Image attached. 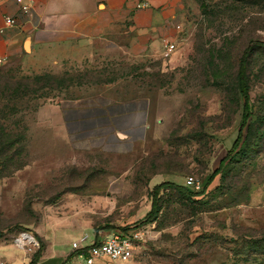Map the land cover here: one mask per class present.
<instances>
[{
    "label": "rangeland",
    "instance_id": "rangeland-1",
    "mask_svg": "<svg viewBox=\"0 0 264 264\" xmlns=\"http://www.w3.org/2000/svg\"><path fill=\"white\" fill-rule=\"evenodd\" d=\"M181 7L183 34L158 58L120 56L80 69L0 66L6 264H34L46 252H64L71 264L70 242L81 234L119 230L142 237L131 258L110 264H264V0H181ZM246 46L245 141L208 181L240 122L236 70ZM104 85L118 99H145V126L123 138L69 128L64 117L80 103L72 97ZM161 182L192 195L162 187L148 221ZM20 232L36 241L27 253L12 243Z\"/></svg>",
    "mask_w": 264,
    "mask_h": 264
},
{
    "label": "crops",
    "instance_id": "crops-1",
    "mask_svg": "<svg viewBox=\"0 0 264 264\" xmlns=\"http://www.w3.org/2000/svg\"><path fill=\"white\" fill-rule=\"evenodd\" d=\"M181 9V0H0V55L6 58L4 64L17 62L34 70L61 65L80 69L83 64L120 56L131 61L158 58L165 42L175 44L183 34ZM5 16L13 18L15 24L4 26ZM112 95L109 85L84 95L81 88L72 97L80 103L64 122L78 133L106 131L119 138L145 126L141 105L145 99L124 100ZM67 255L46 252L34 264L55 257L59 259L52 264L61 260L69 264Z\"/></svg>",
    "mask_w": 264,
    "mask_h": 264
},
{
    "label": "built area",
    "instance_id": "built-area-1",
    "mask_svg": "<svg viewBox=\"0 0 264 264\" xmlns=\"http://www.w3.org/2000/svg\"><path fill=\"white\" fill-rule=\"evenodd\" d=\"M14 24L13 18L3 17L4 26H13ZM174 45L173 42H165L163 44L166 52H171L174 49ZM5 59L4 56L0 55V66L4 64ZM192 182L193 180L190 177L185 179V184L187 185H192ZM27 234L29 235L28 232H20L12 239L14 247L21 249L24 253H27L30 246L36 245V242L33 244V242L26 241L25 235ZM141 237L142 233L138 230L123 234L110 231L97 241H89L85 234H81L77 241L70 242V248L74 252L73 256L77 260L74 264H98L102 261L124 262L132 257L133 251ZM0 264H6V262L0 259Z\"/></svg>",
    "mask_w": 264,
    "mask_h": 264
},
{
    "label": "trees",
    "instance_id": "trees-1",
    "mask_svg": "<svg viewBox=\"0 0 264 264\" xmlns=\"http://www.w3.org/2000/svg\"><path fill=\"white\" fill-rule=\"evenodd\" d=\"M260 45L264 46L263 43L259 42ZM248 50V46H246L239 58L238 61V66L236 70V77H237V88L240 93V99L242 103V111H241V118L240 122L238 124V127L236 129V135L229 145V147L225 150V155L219 159L217 166L213 169L211 172L208 181L212 179L214 175H216L221 167H223L228 161H230L233 156L239 152L241 146L243 145L248 129V124L250 121V107L248 104V87L246 84V79H245V53ZM162 187H173L176 190L180 191L183 194L186 195H192V192H189L185 190L183 187L173 184L171 182H161L157 185H155L151 191V200H150V209L147 212V219L148 221L152 220L155 216L156 213V199H157V194L159 190ZM117 233H125L124 230H119L116 231ZM72 255V254H70ZM31 263H34L32 260L30 261Z\"/></svg>",
    "mask_w": 264,
    "mask_h": 264
},
{
    "label": "bare ground",
    "instance_id": "bare-ground-1",
    "mask_svg": "<svg viewBox=\"0 0 264 264\" xmlns=\"http://www.w3.org/2000/svg\"><path fill=\"white\" fill-rule=\"evenodd\" d=\"M25 238H26V241L27 242H33V244H35V240H34V238L29 234H27V235H25Z\"/></svg>",
    "mask_w": 264,
    "mask_h": 264
},
{
    "label": "water",
    "instance_id": "water-1",
    "mask_svg": "<svg viewBox=\"0 0 264 264\" xmlns=\"http://www.w3.org/2000/svg\"><path fill=\"white\" fill-rule=\"evenodd\" d=\"M27 41H24V46L26 45Z\"/></svg>",
    "mask_w": 264,
    "mask_h": 264
}]
</instances>
